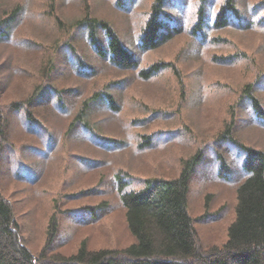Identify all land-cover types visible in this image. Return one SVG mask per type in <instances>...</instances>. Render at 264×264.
Returning a JSON list of instances; mask_svg holds the SVG:
<instances>
[{
  "label": "rangeland",
  "instance_id": "374dc122",
  "mask_svg": "<svg viewBox=\"0 0 264 264\" xmlns=\"http://www.w3.org/2000/svg\"><path fill=\"white\" fill-rule=\"evenodd\" d=\"M192 1L183 0V7L177 2L169 5L167 14L181 20L179 32L172 31L156 50L138 56L139 69L170 65L143 79L139 69L114 70L94 61L98 70L88 83L59 68L64 36L73 35L74 24L86 8L91 16L113 25L122 42L133 48L137 30L146 18L138 11L141 6L136 10L128 3L133 9H118L111 5L115 0H0L2 20L14 5L25 6L16 24L12 23L11 37L0 41L2 104L8 108L17 100L27 103L34 98L37 86L57 91L80 86L88 94L111 86L119 107L115 112L98 107L89 113L93 130L114 140L103 141L100 148L88 146L78 136L82 131L68 134L69 119L50 107H40L39 117L45 126L39 137L29 133L26 128L31 123L25 119L20 122L11 116L6 121V139L0 136V194L12 204L18 236L34 256L47 245L51 252L63 256L75 254L81 244L89 251L126 248L136 240L127 228L118 185L129 191L141 187L139 180L175 178L197 152L199 159L190 171L187 212L203 249L221 246L227 240L235 215L236 189L246 175L242 162L247 154L240 144L264 152V119L256 118L244 97V92L251 90L264 114V24L256 23L247 30H214L210 38L217 42L202 48L192 35L198 21V6ZM146 2L148 6L149 0ZM220 5L212 4L211 12ZM39 12L47 14V19ZM53 16L72 24V29L54 33ZM26 39L33 46L39 44L36 52L25 48V42L29 44ZM75 41L86 49L84 43ZM234 53L244 57L232 65L211 60ZM54 62L58 71L54 73L50 66L44 70ZM41 72L54 76L42 82ZM232 111L235 118L231 123ZM15 125L25 143L32 139L35 151L21 149L20 138L12 132ZM10 141L20 148L10 146ZM90 160L96 168L90 166ZM117 169L126 171L119 179L114 172Z\"/></svg>",
  "mask_w": 264,
  "mask_h": 264
},
{
  "label": "trees",
  "instance_id": "16d2710c",
  "mask_svg": "<svg viewBox=\"0 0 264 264\" xmlns=\"http://www.w3.org/2000/svg\"><path fill=\"white\" fill-rule=\"evenodd\" d=\"M173 2L183 7V0H149L148 6L146 0H115L111 3L118 9L125 10L133 8L138 10L141 6L138 11L143 16L146 14L145 21L141 22L137 30L139 33L134 37L133 48L127 47L122 42L113 25L96 16H91L84 8L85 15L76 20L73 35L68 37L64 32L65 40L63 39L59 46L62 53L61 62H58L59 68L88 83L94 79L96 69L98 70L94 61L103 63L104 66L114 70L139 69L138 56L147 51L156 50L169 39L166 37L172 34V31L173 34L179 32L181 20L167 14L169 5H174ZM217 2H221V5L213 13L210 7ZM128 3L134 5L133 8ZM192 4L198 6V21L192 28V35L202 48L210 44L209 42H217V39L210 38L214 30L230 27L247 30L256 23L264 24V0H257L255 3H252V0H193ZM11 10L7 18L3 20L0 18V41L2 42H7L6 40L11 37L12 28L15 26L12 23L15 21L16 24L25 6L14 5ZM39 15L47 19V14L39 12ZM58 19L53 16V22L51 21L52 26L55 25L54 33L69 32L72 29V24L63 23ZM74 39L84 43L86 49L79 46ZM27 42L29 44L25 42V48H32L36 52L39 44L33 46L30 40ZM242 55L234 53V55L213 57L211 60L232 65L244 57ZM168 65L170 64H154L145 69L140 68L138 73L140 77L147 79L152 73ZM48 66L54 73L58 71L57 62L46 65L44 70ZM16 73H19V70ZM174 75L179 76L176 72ZM52 76H54L52 72L49 76H44V72L39 74L42 82L48 78L50 79L46 82L51 81ZM115 84L119 85L120 82ZM248 87L253 88L250 84ZM113 88L105 86L88 94L84 93L80 86L60 91L46 87L39 89L37 86L34 98L27 103L17 100L7 108V105L2 104L0 100V136L6 137L8 130L6 121L11 116L20 122L25 119L31 123V126L26 128L29 133L31 135L35 133L34 137L41 136L45 124L39 117L40 107H50L53 113L69 119L68 134L71 130L82 131V136H78L88 142V146L100 148L103 146V141L114 142V140L99 136L89 124L88 116L91 110L98 107L113 112L119 109L116 97L110 92ZM2 91L3 88L0 87V93ZM244 93V97L255 111L256 118L264 119L263 111L259 108V101L254 97L253 92L250 90ZM234 105L240 107L239 102H234ZM230 114L232 123L235 110L234 114L233 111ZM13 127L12 132L20 138L18 145L21 149L29 147L35 151L36 146L32 139H29L30 143H25L21 132L17 134L20 127L18 125ZM16 136L13 138L15 139ZM153 140L156 141V138ZM8 143L10 146L20 148L12 141ZM240 147L247 154L242 162L246 175L236 189L234 220L228 227L227 240L221 246L203 249L187 212L186 195L192 165L199 158V152H197L191 158L192 163L185 162L180 174L175 178L139 180L141 187L129 191H122L123 186L118 185V199L125 209L127 228L136 240L121 250L89 251L86 250L85 244H81L75 254L63 256L51 252L47 245L37 256H34L22 244L18 236L12 204L0 194V264H191L189 260L196 261L195 264H264V152L244 144H240ZM90 161V166L96 168L95 162ZM114 172H118L116 176L119 179L126 171L117 169ZM51 225L50 222V227Z\"/></svg>",
  "mask_w": 264,
  "mask_h": 264
}]
</instances>
